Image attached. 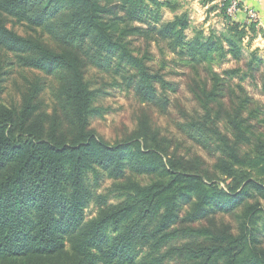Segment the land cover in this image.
Listing matches in <instances>:
<instances>
[{
  "label": "trees",
  "instance_id": "1",
  "mask_svg": "<svg viewBox=\"0 0 264 264\" xmlns=\"http://www.w3.org/2000/svg\"><path fill=\"white\" fill-rule=\"evenodd\" d=\"M227 6L224 31L189 37L179 0H0V15L56 44L21 35L0 16V84L16 64L67 75L53 88L51 113L40 77H26L21 103L0 108V259L53 255L74 236L87 264H264V106L241 82L260 74L264 91V59L244 51L262 31L233 20ZM171 53L191 69L200 108L184 111L176 128L214 158L215 173L201 156L171 151L148 123L113 144L91 126L90 68L120 74L143 103L168 110V93L177 92L164 73ZM227 59L243 66L218 71ZM129 171L147 182L128 176L117 203L96 193L101 173L121 180ZM93 201L100 210L87 220ZM218 214L235 215V228Z\"/></svg>",
  "mask_w": 264,
  "mask_h": 264
},
{
  "label": "rangeland",
  "instance_id": "2",
  "mask_svg": "<svg viewBox=\"0 0 264 264\" xmlns=\"http://www.w3.org/2000/svg\"><path fill=\"white\" fill-rule=\"evenodd\" d=\"M179 1L182 4V8L179 12H188L192 22V28L187 31L189 37L194 35V29L203 28L206 33H209L210 30H216L218 32L224 31L225 26L222 25L220 19L221 17L223 18L220 0H216V2L210 6V9L218 10L216 15H219V17L216 18V22L212 21L209 26H205L195 17V13L199 11H197L190 0ZM192 15L195 18L192 19ZM0 16L5 19L7 26L17 33L31 38L41 36V38L50 45H56L48 35L33 30L27 24L19 22L16 18L6 14H1ZM164 16L167 20L173 19L174 13L166 10ZM211 17L214 19L216 16ZM260 34L261 33L258 34L250 45H248V39L245 41V56H247L251 50L258 49V54L264 59V35ZM153 52L156 55L155 68H158L159 59L157 56L159 53L156 47L153 48ZM3 54L4 52L1 51L0 59L4 56ZM9 56L12 57V54H9ZM167 57L170 64L164 70V73L166 79L172 82L177 88V92L168 93L170 98L168 110H163L158 105L143 103L132 91L125 88L122 84L123 81L120 74L102 72L95 67L90 68L87 71L86 80L91 90L94 91V107L96 108V112L91 118V126L98 134L113 144L128 139V137L140 127L141 123H148L153 129L158 130L161 136L167 137L168 141L171 143V151H176L180 155L188 157L199 155L204 158L206 164L211 169V173H215L214 168H212L215 162L214 158L202 147L186 139L176 128V123L184 118V111L189 112V114H194L196 110L200 111V108L191 92L190 86L193 84V73L191 69L172 62V60L177 57L174 54L171 53ZM243 61L238 63L233 59H227L221 65H216V68L218 71L222 72L225 69L243 66ZM6 69L10 73L6 76L5 81L0 84V108L4 105H12V103H21L22 93L27 88L26 77L31 79L40 77L44 78V82L46 83L39 94V98L44 103L42 107L49 113L53 111L54 104L56 103L53 88H56L57 91L59 90L66 80V73L47 75L39 70L21 68L17 64L14 67L6 66ZM262 69H264V64ZM234 81L239 83L241 80L239 76H237ZM241 82L247 88L250 96L261 102L264 106V91L261 87L260 74L257 79L249 76ZM128 176L142 182H147L146 178L132 175L130 171L127 176L121 180L108 178L105 174L101 173L99 185L96 187V193L108 195L109 203H117L119 199V192L116 189L117 185L125 183ZM89 180L95 185V177L92 172L89 174ZM217 181L221 185H225L224 179H217ZM99 210L100 205L96 201H93L86 210L87 220L95 217ZM216 219L217 221L227 222L234 228L237 224L235 215L218 214L216 215ZM66 240L65 248L53 255L38 257L23 256L12 260L0 259V264H87L79 257L74 249L75 237L69 236ZM171 264L175 263L171 262Z\"/></svg>",
  "mask_w": 264,
  "mask_h": 264
},
{
  "label": "crops",
  "instance_id": "3",
  "mask_svg": "<svg viewBox=\"0 0 264 264\" xmlns=\"http://www.w3.org/2000/svg\"><path fill=\"white\" fill-rule=\"evenodd\" d=\"M194 6L196 7L198 13H195V17L198 18L199 22L204 24L205 26H209L212 21L216 22V18L219 17V15H216L218 10L210 9V6L216 2V0H190ZM242 4V10L236 15V17L233 19L236 22L239 23H246L247 21V12L244 10L246 8H253L258 13V29L262 31V34L264 35V0H241ZM210 9V10H209ZM211 16H216L214 19H212ZM192 15V19L195 18ZM221 23L223 26L226 27V21L224 18H220Z\"/></svg>",
  "mask_w": 264,
  "mask_h": 264
},
{
  "label": "built area",
  "instance_id": "4",
  "mask_svg": "<svg viewBox=\"0 0 264 264\" xmlns=\"http://www.w3.org/2000/svg\"><path fill=\"white\" fill-rule=\"evenodd\" d=\"M222 6L224 5L225 2H228L227 6V14L230 16L232 19L236 17V15L243 9L241 0H220ZM247 12V24H259L258 20V13L255 9L253 8H246L244 9Z\"/></svg>",
  "mask_w": 264,
  "mask_h": 264
}]
</instances>
